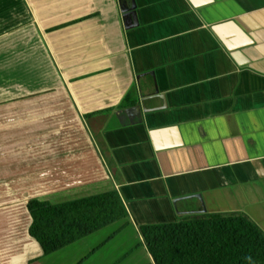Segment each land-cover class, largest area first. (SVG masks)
<instances>
[{"label":"crops","instance_id":"crops-1","mask_svg":"<svg viewBox=\"0 0 264 264\" xmlns=\"http://www.w3.org/2000/svg\"><path fill=\"white\" fill-rule=\"evenodd\" d=\"M134 2L130 27L120 0H0V264H155L139 227L180 199L264 231V0ZM112 191L126 219L31 236L29 202Z\"/></svg>","mask_w":264,"mask_h":264},{"label":"trees","instance_id":"trees-1","mask_svg":"<svg viewBox=\"0 0 264 264\" xmlns=\"http://www.w3.org/2000/svg\"><path fill=\"white\" fill-rule=\"evenodd\" d=\"M101 150L117 177L106 146ZM28 208L30 234L47 255L129 216L118 191L59 205L34 200ZM139 231L155 264H264V231L245 213L177 216Z\"/></svg>","mask_w":264,"mask_h":264},{"label":"water","instance_id":"water-1","mask_svg":"<svg viewBox=\"0 0 264 264\" xmlns=\"http://www.w3.org/2000/svg\"><path fill=\"white\" fill-rule=\"evenodd\" d=\"M120 2H121V8H122L123 14H125V16L126 15H131L135 19V23L132 26H130V27L137 26L138 22H137V19H136V6H135L134 0H130V4L128 6H124V4L128 2V0H120ZM156 95L158 96L159 94H157V90L155 89L154 90V94H152L150 96H147V97L156 96ZM195 197H196V199H198L201 202H203L201 196H195ZM186 200H189V199H180V200H176L175 201L177 214L179 216H185V215H190V214L191 215H193V214H206L207 211H206L205 206L203 205V203H202V207L199 210H197L196 212H183L181 210V208H182L183 202H186Z\"/></svg>","mask_w":264,"mask_h":264}]
</instances>
